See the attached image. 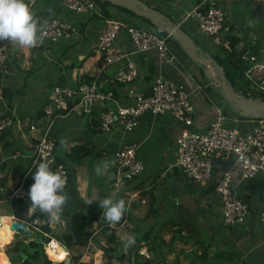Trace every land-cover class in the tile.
<instances>
[{"label":"crops","instance_id":"obj_1","mask_svg":"<svg viewBox=\"0 0 264 264\" xmlns=\"http://www.w3.org/2000/svg\"><path fill=\"white\" fill-rule=\"evenodd\" d=\"M145 1H149L151 3L149 6L157 9L168 19L174 21L185 32L190 34L192 38L199 36L200 39L198 40L200 41H203V37L208 38L198 31L195 22L191 20L186 22L183 21L184 16L204 0H144V2ZM236 2H240L244 8L243 13L250 16L249 12L251 7L242 0H221V5L226 13L228 23L234 28L236 33V36L231 37V39L234 38L238 40L236 43L237 51L242 52L246 47H250V44L246 43L247 38L245 42L240 36L241 31L249 33L251 31H258L259 40H257V45L263 47L264 4L259 5L263 8V19L258 20L250 16V24L243 27V25L238 23V16H236L235 12L231 9L233 3ZM27 3L30 8L37 7L38 5L39 8L36 10L33 8V11L36 12L34 16L37 22L40 21V25L49 19L48 16L70 17V14H68L66 10L60 8L61 4L59 0H27ZM109 10L114 15L117 13L126 15L122 10L114 7H110ZM126 17L135 20L128 15H126ZM139 20L142 22L145 21L142 18H139ZM102 25L103 20L100 17H90L86 22L80 24L81 40L76 44L43 45L45 48L37 52L31 51V47L21 48L15 43L11 44L8 39L2 40L3 44L1 45L5 48L9 58V64L11 65V76L5 78L4 82L0 84V117L9 111L15 113L17 116L12 127L0 132V163L4 167L5 173L4 188L8 191L7 197L0 194V200L5 199L10 206L8 214H0V230L3 232L5 238V242L2 246L4 247V245L8 244L6 245L7 249L4 247L3 253L9 264H13L11 258L16 254V246L13 242L22 239L20 236L13 235L12 233L10 240L7 234H4L7 229H10L12 220L19 219L15 217L13 213L11 206L12 199H27L28 208L30 206L28 196L24 199L18 195L13 196V192L20 188L25 190L28 194V190L24 187L25 180H33L30 171L36 170L34 168L35 164L39 162L40 159L35 158L33 155L37 138L31 132V127L37 125L39 129L41 128V111L50 95L52 87L57 83H65L75 87L83 83L81 81L84 80L85 76L94 77L95 80L93 82L100 83L102 85V90L107 83L116 81L114 67L105 69L100 59V54L96 50V41L102 29ZM252 27H254V29ZM171 43L172 41H169V54L174 57L171 62H165L161 59L156 50L131 54L130 58L135 63L138 71V78L132 87H136L143 93H146L150 84L157 76H163L169 80L182 84L189 92H191V88L195 87V82L200 83L193 74L186 73L183 75L181 73L183 65L181 60L178 61L176 54L173 53L170 47ZM117 45L129 49V51L133 50L130 39L127 36L120 38ZM197 46L206 56L210 54L208 48L204 49L199 45ZM101 75L103 76L100 77ZM201 84L204 85L203 83H200V85ZM3 87L18 92V95L11 99V105L6 99H3L1 95ZM216 87L217 86L211 81L210 86L206 84L203 87L205 92H196L191 95L194 106L193 122L194 129L196 130H206L215 120L217 109L219 108L224 111L223 107H229V103L218 94L216 96V101L213 98L211 100L214 103L207 100L209 91L214 90L219 92V90L215 89ZM128 89H130V87L125 84L123 89L119 91L118 98L114 96L118 104L126 105L131 102L126 95ZM106 107L112 109L115 107V104L110 103L107 104ZM91 108L97 109V113H92ZM100 112L101 110L98 107L90 106L86 108L85 104L78 103L68 111L62 112L61 117L55 121L51 129V137L56 144L55 153H57V155L60 153L63 154L62 156L65 157L70 166H82V175L79 176L77 172L72 173L69 167L70 180L68 189L65 192L67 199L62 213L63 219H69L72 213L84 209L92 201H98L105 196L111 195L113 199L123 198L127 188H129L131 184L145 182L148 186L153 188V209L149 218L140 224L142 226L140 235L146 236L163 222L173 223V225H175V227L169 228L171 232L181 228L183 230L182 234L185 235L183 239H179L180 235H176L177 240L174 242L173 247L175 253L168 257L169 262L176 258L180 264H200L201 261H198L197 255L202 252L203 247H208L207 261L203 264H254L253 262H246L245 257L246 255L248 256L247 253L245 255L244 252L239 253L236 251L238 247L242 250L246 247L237 245L231 238L233 234L248 240L251 237L254 242L256 237H258L259 240L263 239L262 243L259 245L260 254L258 257L264 256V227H262L259 222V216L264 208V180H242L239 175L240 168L234 160L228 162H215L214 172L216 178L220 177L222 173L230 171L233 179V186L236 188L239 195L249 202L252 210V215L246 227L237 226L229 228L225 226L223 222L221 198L214 190V183L209 184V186L198 185L188 179L182 173L181 169L173 164L175 159V142L180 133L181 126L173 120L170 114L161 116L143 115L141 117L140 126L132 132L123 133L117 130L111 134H105L99 128ZM226 115L230 117L229 114ZM92 118L95 119V124H98V126L94 127V125H92ZM232 123H230L231 126L237 127V125ZM240 125H242L244 130H248L254 126V123L252 120H249ZM81 142H90L94 146V151L86 156L81 163H74L66 155L70 152L74 144ZM127 144H135L138 147V156L144 163L145 170L135 182L129 183L121 189L116 190L111 185L114 178L113 173L110 170H106L103 175H96L94 167L104 161H114L115 152L120 147ZM91 163L96 165L90 171ZM90 173L92 176H89ZM74 174L76 175V179L73 176ZM75 184L81 185V188L74 190ZM106 185L111 190H107L105 188ZM121 190L122 193L120 192ZM138 197V193L132 195V198L137 199ZM28 208L26 210L27 220L32 216L39 218L36 216L38 212H28ZM101 213H103V210ZM40 221L42 220L40 219ZM101 221H106L103 215H101V220L94 225L95 233L97 234H99V223ZM49 222L50 221L47 219L44 224L48 223L50 229L53 230L54 224L49 225ZM110 224L113 226V223ZM121 225H125V223ZM169 229L165 230L163 236L165 240L170 239L172 236ZM62 231L63 229L61 228L60 232L57 233L60 234ZM36 233L38 232H33L32 239L22 240H24L26 244L36 238L39 242H43L42 236L35 235ZM46 238H50V240L54 239L67 248L64 243L57 239L58 236L50 237L49 234V237H44V239ZM39 239H41V241ZM102 240L106 241L105 238H101V244L103 243ZM132 240L136 241V239ZM220 240H222V242ZM128 241L129 239L122 242ZM47 243H43V248L46 247ZM94 244L95 243L91 240L88 246L83 249V253L77 256L73 255L68 248L67 250L74 258H80L82 254L86 252H88L87 259L92 258V256H96L97 258L100 254H98L99 250H96ZM139 244L141 247V242ZM51 245L52 248L48 249L47 253L55 263L48 260L52 264L60 263L66 251L63 250L64 256H60L53 250V248L58 247V245L55 242L51 243ZM142 248L146 249L154 257V254L149 251L147 247ZM45 250L46 249H44V253L46 257H48ZM28 251L30 252L29 249ZM9 252L11 255H9ZM19 252L22 255V260L18 264L26 262L28 264H42L43 260L30 262L27 260V256L23 254L22 250H19ZM258 261H260L259 258ZM100 262L101 257L96 261V264H100Z\"/></svg>","mask_w":264,"mask_h":264},{"label":"built area","instance_id":"obj_2","mask_svg":"<svg viewBox=\"0 0 264 264\" xmlns=\"http://www.w3.org/2000/svg\"><path fill=\"white\" fill-rule=\"evenodd\" d=\"M59 2L62 8L70 14V17L56 16L41 24L45 28L43 40L46 42L45 46L50 43L51 45L76 44L81 40L80 24L86 22L90 17H100L103 20V25L97 37L96 50L100 54L105 69L114 67L115 80L130 87L126 95L131 102L126 105L118 104L113 93L103 91L102 85L97 82L81 83L75 87L65 83L55 84L41 111V128L39 129L37 125L31 127V132L37 138L34 157L53 155V160L49 163L53 170L59 171L64 176L66 181L64 192H66L70 180L69 167L63 163H55L56 144L51 137V129L55 121L61 117L62 111L69 110L70 104L75 106L78 103L89 102L90 106L100 108L99 128L105 134H111L117 130L130 133L140 126L143 115L170 114L173 120L181 126L175 142L173 164L180 168L188 179L198 185L209 186L214 183V190L221 198L222 219L225 226L229 228L246 227L252 215L249 202L240 196L233 186L230 171L224 172L216 178L214 164L215 161L234 160L240 168L239 175L242 180H264V117L258 116L242 120L229 117L218 108L215 120L206 130L194 129V106L191 95L196 92H205L200 83L195 82V87L191 88V92H189L182 84L163 76H157L146 93L132 87L138 78V71L130 58L131 54L156 50L161 59L171 62L174 57L169 54L170 35L159 33L150 24L140 21L138 17L131 20L122 13L105 16L95 0H59ZM263 4L264 0H253L254 6ZM189 20L195 22L198 31L211 39L215 46L224 51L231 50V37L236 36V33L228 23L221 0H204L184 16V22ZM123 36L130 39L132 51L117 45L118 40ZM257 40H259L258 34L251 42H248L250 47L241 52V75L247 85L246 92L250 95L248 100L264 101V46L257 45ZM43 42L38 46H43ZM10 76L9 58L5 48L1 45L0 84ZM110 103L115 104V107L108 109L106 105ZM16 119V114L11 111L2 115L0 117V132L12 127ZM249 120L253 121L254 126L244 130L240 124ZM229 122H233L232 124L237 127L231 126ZM109 170L114 175L111 185L116 190L135 182L145 170V165L138 156V147L135 144L120 147L114 154V166L107 171ZM4 177V167L0 163V194L4 189ZM15 195L24 199L28 196L26 191L20 188L13 192V196ZM67 220L62 217L60 221L49 222V225L54 224L53 230L57 231L58 227L63 229ZM24 222L33 232L49 237V233L42 230L41 226L44 222L39 218L32 216ZM259 222L264 227V208L259 216ZM53 240L51 239L46 244L44 248L46 253ZM57 243L62 249L67 250L63 244L58 241ZM137 254L140 262L143 263H152L154 259L151 253L144 248H140ZM68 257L70 258L69 264H84L88 252L82 254L80 258H74L67 250L66 258ZM48 258L55 263L49 255ZM66 258L60 262L65 261Z\"/></svg>","mask_w":264,"mask_h":264},{"label":"trees","instance_id":"obj_3","mask_svg":"<svg viewBox=\"0 0 264 264\" xmlns=\"http://www.w3.org/2000/svg\"><path fill=\"white\" fill-rule=\"evenodd\" d=\"M97 5L100 6L102 14L105 16H110V7H114L116 9L125 11L127 13H130L133 17H138L144 19L148 24H150L153 28L154 26L150 23V21L145 17H139L135 15L134 13L120 8L113 6L111 3L105 1V0H95ZM146 4L151 5L149 1H145ZM49 19L53 18L48 16ZM48 19V20H49ZM155 29V28H154ZM157 30V29H156ZM159 33L165 35V32H162L160 30H157ZM173 43H176L178 46L179 44L173 40L170 39ZM238 40L232 38L231 39V50H220L222 53H213V54H207L211 59L220 67L223 69L225 77L229 84L232 85V87L235 89L236 93L239 96H243L244 98L249 99L250 95L247 94V85L242 78L241 75V52L237 51L236 43ZM196 43V42H195ZM45 47L44 46H35L31 47V51H41ZM11 66V65H10ZM200 66V65H199ZM198 66V67H199ZM202 68V66H200ZM204 68V67H203ZM101 75L100 77H102ZM95 80L94 77L85 76L84 80L81 82L86 84H91ZM125 86L124 83L115 81V82H109L103 87V91L109 92L111 91L116 98L119 96V91L123 89ZM213 87V85H212ZM216 90H219L218 87L215 88ZM218 92V91H217ZM218 94L224 99L226 102L227 99L222 93ZM1 95L3 99H6L7 102L11 105V99L18 95V92L11 90L10 88L3 87L1 90ZM73 107L72 104L69 105V109ZM229 111L224 109L225 114H229L232 117L239 118L242 120L251 119L252 117H245L240 115L237 110L234 108L232 104H229V107H227ZM97 110V109H96ZM95 109L91 108L92 113H97ZM66 112V111H62ZM99 121V120H98ZM92 125L98 126V124H95V119H91ZM100 125V123H99ZM94 151V146L90 142H81L74 144L73 147L70 149V152L66 155L70 160L74 163H81L82 160L90 155ZM56 152V151H55ZM54 159L55 163H63L68 166V164L63 160V158L59 155H55L54 153ZM69 167V166H68ZM33 171V170H32ZM33 182V180H25L24 187L28 190L30 184ZM134 193H138L139 197L137 199L132 198V195ZM123 199L126 204V212L122 216L121 221L116 222V226H112L107 221H101L99 223L100 229L99 234L95 233L94 225L98 223L101 220L102 210L99 205L98 201H92L88 206H86L84 209L72 213V215L69 216V220L72 221V229L75 234L76 240L74 241V237L72 235H64L61 236V233L58 234L57 231L51 230L48 226V223L44 224L42 226V230L44 232H48L50 234V237H57L58 240H60L62 243H64L69 250H71L73 247L77 246L81 249H85L89 242L92 240L96 245H100L101 238H105L107 241V246L104 248V255L105 257L109 259H114L113 253L115 252L117 245L122 242L121 239L118 238L116 235V228L118 225H121L125 223V226L129 228L131 226V232L132 234L136 235V241L139 243L141 242V247H147L149 251H151L154 254V259L152 263H143L140 262L138 258V254H135V264H180L178 259H174L173 261H168V257L175 253L174 250V242L177 240L176 235H180L179 239H183L185 237L183 233V230L178 228L177 230L170 231L171 227H175L173 223L163 222L158 225V227L153 230L152 232L148 233L146 236L140 235V224L146 221L153 209V188L148 186L145 182H137L134 184H131L129 188H127V191L125 195L123 196ZM12 210L15 215V217L27 220L26 217V210L28 208V202L27 199H12ZM87 210V214H85V211ZM36 216H38L43 222H45L48 218L44 215V213H37ZM170 228V229H169ZM169 229V232L171 233V238L168 240H165L164 233L165 230ZM8 238L11 240L12 231L10 229L6 230ZM57 234V235H56ZM35 235H41L36 233ZM42 236V235H41ZM42 236V241L39 242L36 239L31 240L28 242V244L25 243L24 240L20 239L19 241H14L13 244L16 246L15 256L12 257L11 261L13 264H18L22 260V255L20 254L19 250H22L23 254L27 256V260L32 261H42V264H52L47 258L44 253L43 243H47L50 238L44 239ZM30 250V252L28 251ZM95 249V248H94ZM93 249V252H94ZM208 247H203L202 252L197 255L198 261H201L200 264H203L207 261ZM183 252V251H182ZM121 260V259H119ZM123 264H127L126 261L122 262ZM56 264H63V263H56Z\"/></svg>","mask_w":264,"mask_h":264},{"label":"clouds","instance_id":"obj_4","mask_svg":"<svg viewBox=\"0 0 264 264\" xmlns=\"http://www.w3.org/2000/svg\"><path fill=\"white\" fill-rule=\"evenodd\" d=\"M44 38L45 28L38 24L27 0H0V40L8 39L11 44L25 48L41 44ZM113 166L114 161H104L94 167V172L103 175ZM34 168L35 171H30L33 182L28 189V212L44 213L50 222L60 221L67 199L65 178L50 167L49 157L44 155ZM99 205L104 219L109 223L121 221L127 210L123 198L113 199L111 195L100 199ZM131 240L130 237L129 243ZM0 264H6V261L0 260Z\"/></svg>","mask_w":264,"mask_h":264},{"label":"water","instance_id":"obj_5","mask_svg":"<svg viewBox=\"0 0 264 264\" xmlns=\"http://www.w3.org/2000/svg\"><path fill=\"white\" fill-rule=\"evenodd\" d=\"M113 6L126 9L139 17L147 18L155 29L165 32L175 40L179 46L184 50L187 56L196 61L200 66H203L206 76L219 88V93H222L229 104H232L237 112L245 117H264V101L248 100L240 97L231 84L227 81L224 71L211 58L207 57L201 49L197 46L192 36L179 27L174 21L168 19L157 9L152 8L142 0H105ZM251 7L249 15L255 19H263V8L259 5H253V0H242ZM62 9V6H60ZM46 45V42H43ZM86 108L90 107V103L86 102ZM49 162L53 160V155H47ZM219 162V161H215ZM7 189H3L2 195L7 197ZM87 214V211H85ZM1 217V216H0ZM10 230L13 235H18L24 240L32 239L33 230L21 220H13L10 223ZM72 235L74 241L76 240L74 231L72 229V221L67 220L63 226L61 236ZM41 241V239H39ZM45 246V244H44ZM140 249V244L135 240L131 243L122 242L117 245L113 256L115 258L125 257L127 264H135V254ZM70 258H66L63 264H69Z\"/></svg>","mask_w":264,"mask_h":264},{"label":"rangeland","instance_id":"obj_6","mask_svg":"<svg viewBox=\"0 0 264 264\" xmlns=\"http://www.w3.org/2000/svg\"><path fill=\"white\" fill-rule=\"evenodd\" d=\"M144 1V0H143ZM33 8L36 10L37 8H39L38 7V5H37V7H32L31 8V10H32V12L33 13H35L36 14V12L35 11H33ZM231 9H232V11L233 12H235V14H236V16H238V23H240L241 25H243V27H246V25L248 26L250 23V20L251 19H249L250 18V16H247V14H244L243 13V10H244V8H243V6H242V4H240V2H236V3H233V6H231ZM126 15H128V16H130L132 19H135V17H133L130 13H127V12H125V11H123ZM111 13V12H110ZM112 14V13H111ZM126 15H125V17H126ZM126 18H128V17H126ZM139 19V18H138ZM40 22V21H39ZM38 22V23H39ZM41 23H42V21H41ZM144 24H148L147 22H143ZM40 24V23H39ZM253 29H254V27H252ZM258 33H255L254 31H251L250 33L249 32H246V31H241L240 32V36L243 38V40L246 42V38H247V44H248V42H251L252 40H253V38L257 35ZM259 36V35H258ZM198 39H200V37L199 36H196L195 38H193V40L197 43V45H199V46H201L202 48H204V49H207L208 48V51L210 52V54H213L214 52L215 53H222V52H220V49L221 48H218L217 46H215L213 43H212V41H211V39H208V38H204L203 37V41H200V40H198ZM1 44H3V41L2 40H0V45ZM51 44V43H50ZM170 47H171V49H172V51H173V53L174 54H176V57H177V59H178V61H180L181 60V63H182V65H183V68H182V70H181V73L184 75V74H186V73H190V74H193L196 78H197V80L200 82V83H203L204 85H202L203 87L206 85V84H209V86H210V79L206 76V74L204 73V69H203V66H202V68L199 66V64L196 62V61H194V60H191V59H189L188 58V56H187V54L184 52V50L181 48V47H179L176 43H171V45H170ZM181 48V49H180ZM246 48H248V47H246ZM245 48V49H246ZM185 56H186V58H185ZM208 57V56H207ZM209 58H211V57H209ZM187 59V60H186ZM199 66V67H198ZM183 80H184V78H183ZM185 84H187V83H185ZM208 97H207V100L209 101V102H212V103H214L213 101H211L212 100V98L216 101V96H217V94H218V92L217 91H214V90H211V91H209L208 92ZM219 95V94H218ZM207 102V101H206ZM31 104V103H30ZM223 109H225V110H227V111H229V109L226 107H223ZM230 123V122H229ZM55 155H57V153H55ZM62 158H63V160L67 163V161H66V159H65V157L64 156H62L63 154H59ZM68 164V166L70 167V169H71V171H72V173L73 172H77V175L79 176V175H82V166L81 165H75V167H74V165L73 166H70V164L69 163H67ZM99 164H101V163H99ZM96 164H94V163H91L90 164V171L93 169V167L95 166ZM98 165V164H97ZM74 176V178L76 179V175L74 174L73 175ZM89 176H92V174L90 173V175ZM81 188V185H78V184H75V188H74V190H77V189H80ZM105 188L107 189V190H111L107 185L105 186ZM121 193H122V190L120 191ZM120 194V193H119ZM10 209V206H9V203L4 199V200H0V214H3V215H6V214H8V210ZM59 223V222H58ZM113 226H116V223H113ZM141 225H140V228H139V231H140V229H141ZM60 230H61V227H58L57 228V232L59 233L60 232ZM116 235L118 236V238L119 239H121L122 241H127L130 237L132 238V239H135L136 238V235L134 234H132V232H131V226L129 227V228H127L125 225H118L117 226V228H116ZM235 242H236V244L237 245H241L242 247H246L244 250H242L240 247H238L237 248V252H239V253H243L244 252V254L246 255V253L248 254V256L246 255V262H253L254 264H264V256H260V257H258L259 256V254H260V247H259V245L262 243V240L263 239H261V240H259V238L258 237H256V240H255V242L252 240V238L250 237L249 238V240L248 239H246V238H242V237H240L239 235H236V234H233V236L231 237ZM103 241V243L101 244L100 243V245H95L94 244V247L96 248V250L98 249L99 250V252H98V254H100V255H98V257L96 258V256H92V258H88L86 261H85V263L84 264H96V261H98V259L101 257V262H100V264H123L122 262H124V261H126V259H125V257L124 256H122L120 259L121 260H119V259H109V258H107V257H105V255H104V246H106V245H108L107 243H106V241L105 240H102ZM221 242H222V240H220ZM104 244V245H103ZM236 244H235V246H236ZM6 245H8V244H6ZM6 245H4V247H5V249H7V247H6ZM257 245V246H256ZM4 247H3V249H4ZM140 248H142V247H140ZM9 250V249H8ZM73 255H78V254H80V253H83V249H81V248H79V247H73L71 250H69ZM9 255H11L10 254V252H9ZM47 259H49L48 257H46ZM258 258L260 259V261H258ZM50 260V259H49ZM51 261V260H50ZM54 263V262H53ZM97 264H99V263H97Z\"/></svg>","mask_w":264,"mask_h":264},{"label":"bare ground","instance_id":"obj_7","mask_svg":"<svg viewBox=\"0 0 264 264\" xmlns=\"http://www.w3.org/2000/svg\"><path fill=\"white\" fill-rule=\"evenodd\" d=\"M4 242H5V238H4L3 232L0 230V260L6 261V264H9L7 258L5 257V255H4V253H3V246H2V245H3ZM53 242H55V243L58 245V247L53 248V250H54L58 255H60V256H64V252H63V250H65V249H62V248L60 247V245L56 242V240H53L51 243H53ZM50 248H52V245H50V247H49L48 249H50ZM65 251H66V253H65V256H64L63 259H65L66 256H67V250H65ZM63 259H62V260H63ZM60 261H61V260H60Z\"/></svg>","mask_w":264,"mask_h":264}]
</instances>
